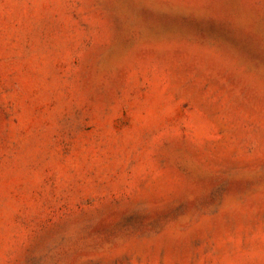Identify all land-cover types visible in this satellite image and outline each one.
<instances>
[{"label": "rangeland", "instance_id": "rangeland-1", "mask_svg": "<svg viewBox=\"0 0 264 264\" xmlns=\"http://www.w3.org/2000/svg\"><path fill=\"white\" fill-rule=\"evenodd\" d=\"M0 264H264V0H0Z\"/></svg>", "mask_w": 264, "mask_h": 264}]
</instances>
